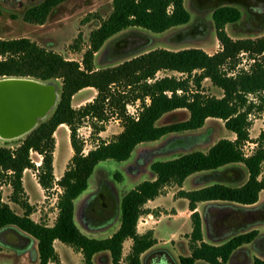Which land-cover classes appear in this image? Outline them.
Wrapping results in <instances>:
<instances>
[{"label": "trees", "instance_id": "16d2710c", "mask_svg": "<svg viewBox=\"0 0 264 264\" xmlns=\"http://www.w3.org/2000/svg\"><path fill=\"white\" fill-rule=\"evenodd\" d=\"M66 1L41 0L27 7L22 19L28 24L43 25L51 10ZM111 7L108 17L90 34L89 47L80 63L43 49L27 38L0 39V80L53 82L58 88L57 104L47 118L14 148L0 146V187L2 183L10 186V201L24 210L23 215H17L2 203L0 191V234L6 232L17 239L36 241L38 264H60L53 248L54 241L80 253L83 264H94L93 257L101 253L109 255L110 264H143L141 257L156 244L152 231L139 235L136 230L142 216L152 215L144 209L145 205L161 196L166 187L175 185L181 189L185 180L195 176L193 184L202 188L178 193L188 202L192 226L190 256L181 258L180 264H228L244 246L256 244L260 238L257 231L247 228L214 236L211 213L249 210L258 203L259 194L264 191L261 171L264 131L257 139L254 153L251 156L243 153L244 145L249 142L248 116L254 108L247 96L264 93V63L260 61L264 55V36L230 38L225 28L236 25L241 13L233 6H219L211 15L219 43V51L215 54L208 55L201 49L144 50L151 43V35H161L189 23L184 0H113ZM128 29H138L144 34L132 32L116 39L109 55L111 60L127 59L111 67L95 68V55L103 45ZM241 55L252 61L249 70L228 77L224 70L234 71ZM158 73H174L181 77L159 79L156 78ZM204 80L221 90L222 98L204 96L201 92ZM86 89L94 90L96 96L74 109L73 98ZM137 103V115H130L127 107H135ZM179 110L188 112L187 121L157 125L165 115ZM208 119L223 121L235 140H220L206 153L189 151L171 160L152 162L149 166L151 179L140 183L118 201L120 226L110 238L96 240L80 232L74 220V203L88 189L89 179L99 163L126 162L139 145L155 143L167 136H175L168 145L173 150L193 146L197 136L190 133L203 128ZM111 120L120 123L121 133L84 154L78 129L87 123L91 134L99 135ZM63 126L69 130L73 156L62 177L55 182L54 135ZM32 153L41 158L36 170L39 186L48 191L56 185L61 190L57 200L58 214L52 227L33 222L30 219L32 208L21 201L23 173L35 170ZM237 165L243 167L247 179L242 185L232 187L228 184L241 181L226 182L222 178ZM119 178L117 176L116 180L120 181ZM200 203H207L201 216L196 211ZM203 222L211 244L203 241ZM127 240L132 246L123 259V244ZM252 264H264V260L255 258Z\"/></svg>", "mask_w": 264, "mask_h": 264}, {"label": "rangeland", "instance_id": "374dc122", "mask_svg": "<svg viewBox=\"0 0 264 264\" xmlns=\"http://www.w3.org/2000/svg\"><path fill=\"white\" fill-rule=\"evenodd\" d=\"M40 1L38 0L33 4H37ZM112 1L68 0L52 9L43 25H33L25 23L22 19L25 9L33 4L23 8H10L7 3L0 0V39L27 38L43 49L54 51L67 60L80 63L84 52L89 47L90 34L111 13ZM219 6H233L238 8L241 13V20L236 25H228L225 28L230 38L234 40L254 39L264 36V0H184V7L190 15L189 23L186 26L174 28L161 35H151V43L144 50L166 49L178 51L201 49L208 55L215 54L219 51V43L215 37L211 15L213 10ZM132 32L144 34L138 29H128L108 40L95 55V68L111 67L127 59L111 60L109 55L111 54L113 42L121 36ZM260 61L264 63V55L260 58ZM251 64L252 61L247 56L241 55L239 64L234 71L226 69L224 71H226L228 77H234L241 71H248ZM164 77L179 78L181 76L174 73H158L156 75V78L159 79ZM201 92L204 96L216 99L222 98L223 95L222 91L216 88L209 80L202 82ZM95 96L96 92L94 90H83L73 98L72 107L79 109L91 102ZM247 99L254 104V108L248 116L250 123L248 130L249 142L244 145L243 153L246 156H251L257 147L256 142L259 135L264 131V93L248 95ZM138 106L139 103L135 107L128 106V113L136 116ZM188 118L189 114L187 111L179 110L165 115L157 125H173L185 122ZM104 127V132L94 136L91 134L92 129L87 123L78 129V136L84 143V154H87L102 142L112 141L122 131L120 123L116 120L109 121ZM190 134L197 136V140L193 146L190 145L188 148L173 150L168 145L175 136H167L155 143L139 145L126 162L104 161L96 166L93 175L89 179L88 189L81 196L84 200V197L87 198L91 195L87 201L85 200L86 205L89 204L87 209L90 210H87L86 214L88 217L86 222H88L92 230H95L91 231L90 236L94 235L95 237L103 238V235H100L97 231L96 226L99 223L102 226L106 221L115 223L120 220L117 210L120 196L133 190L140 183L151 179L149 166L152 162L171 160L189 151L206 153L220 140H235V136L225 129L224 122L216 119H208L203 128ZM23 138L9 142L0 140V146L14 148ZM54 152L53 175L55 182H57L56 177L60 179L61 174L63 175L66 171L73 156L67 127H61L55 135ZM31 160L35 165V170L26 171L24 184L27 191L24 192L23 189L21 201L32 208L31 214L34 215L38 223L52 227L58 214L57 200L61 190L56 185L51 190H43L37 182L38 172L36 171L40 167L41 158L37 154L32 153ZM138 162L140 166H137ZM234 167V170L227 171L222 179L226 182H231L233 179L240 180L241 182L237 185H232L236 187L242 185L246 181L247 176L244 174L241 165ZM261 171L262 175H264V162L262 163ZM117 176L120 177V181L116 180ZM191 186L190 178L182 185L181 189L175 185L166 187L161 197H159L161 198L160 202L156 205L154 204L155 208L152 211L149 210L152 215L149 217L144 215L139 219L136 228L139 235L152 230L156 234V237L154 236L156 244L141 258L143 264H157L160 261L164 264H180L181 258L190 256L191 213L188 210V202L180 198L178 193L179 191H191ZM0 191L2 203L7 204L16 214L23 215L24 210L10 201L12 188L2 183ZM101 194L104 196L105 203L108 204V211L104 212V214L101 211L99 212L98 208L100 207L98 197ZM83 200L77 206L76 222L78 225L81 224L83 218L81 211ZM259 201L260 204L254 206L255 208L258 207L256 210H250L253 207L249 208V210H228L219 213L213 211L211 213V228L214 236L225 235L228 232L237 233L246 228L257 231L260 235L256 244L244 246L242 250L233 256L228 264H252L255 258L264 260V192L260 196ZM145 207L144 209H148ZM202 207L201 205L198 207L199 214L202 213ZM146 220L148 224L145 222ZM106 232L108 233H103L104 236L109 235V230ZM203 241L211 244V241L206 237L204 229ZM0 244L2 253H11V250L16 249L27 250V248L32 247L29 240L17 239L13 234L6 232L0 234ZM127 245L123 246V259L128 254ZM58 249L63 260L69 261V251L65 248L61 249L60 246H58ZM33 259L32 257V263L28 262V264H33ZM0 264H14V261L0 259Z\"/></svg>", "mask_w": 264, "mask_h": 264}, {"label": "water", "instance_id": "95a60500", "mask_svg": "<svg viewBox=\"0 0 264 264\" xmlns=\"http://www.w3.org/2000/svg\"><path fill=\"white\" fill-rule=\"evenodd\" d=\"M10 8H23L38 0H3ZM55 83L29 79L0 80V136L12 138L31 132L45 120L58 101Z\"/></svg>", "mask_w": 264, "mask_h": 264}, {"label": "crops", "instance_id": "0c3cea01", "mask_svg": "<svg viewBox=\"0 0 264 264\" xmlns=\"http://www.w3.org/2000/svg\"><path fill=\"white\" fill-rule=\"evenodd\" d=\"M65 127V126H64ZM61 127H59L57 130H56V132H55V135L58 133V130L60 129ZM30 132H28L26 135H28ZM26 135H24L23 137H25ZM55 135H54V137H55ZM22 138V137H21ZM54 156H55V152H54ZM54 174H56V173H54ZM26 175V171L23 173V179H22V183H23V189H24V192H26L27 190H26V188H25V184H24V182H25V176ZM56 176V175H55ZM62 177V174H61V176H60V178ZM195 178V176H192L191 177V187H192V190L191 191H194V190H198V189H200V188H202V186H196V185H194L193 184V179ZM190 178H188L187 180H189ZM56 180H59V178H57L56 177ZM187 180H185V182L187 181ZM184 182V183H185ZM230 182V181H229ZM183 183V184H184ZM228 185H230V186H232V185H237V184H231V183H229ZM232 187H234V186H232ZM187 192V191H186ZM263 192L264 191H262L260 194H259V198H260V196L263 194ZM126 194V193H125ZM83 195V194H82ZM81 195V196H82ZM80 196V197H81ZM89 196V195H88ZM93 196V195H92ZM124 196V194H122L121 196H120V199L122 198ZM78 198L75 202H76V204L74 203V206H75V216H74V220H75V224H76V226L78 227V229L80 230V232L83 234V235H85L86 237H88V238H91V239H96V240H104V239H108V238H110L117 230H118V228H119V226H120V221L119 220H117V222H115V223H109L108 221H106L105 223H103L102 224V226H101V223H99L100 224V226H99V224H98V226H96V228H97V231L99 232V234L100 235H103V238H99V237H95L94 235H92V236H90V233H91V231H95L94 229L92 230L91 229V227H90V225L88 224V222H86L87 221V217H88V215L86 214L87 213V210H89V209H87V207H89V204H87L86 205V201L91 197V195L89 196V197H84V200H83V198L81 197V198ZM104 196L101 194L99 197H98V201H99V205H100V207H98L99 208V212L101 211V212H103L102 214H104V212H107L108 210H107V206H108V204H106L105 203V199L103 198ZM159 197H161V196H159ZM156 198L154 201H150V202H148L145 206V208H148L147 210H151L152 211V209L153 208H155L154 207V204L156 205V204H158L159 202H160V199L161 198ZM86 198V199H85ZM119 199V200H120ZM81 200H83L84 201V203H83V205H82V208H81V211H82V213H83V218H82V220H81V224H77V222H76V217H77V206L79 205V204H81L80 203V201ZM86 200V201H85ZM82 201V202H83ZM186 201V200H185ZM187 202V201H186ZM118 204V203H117ZM260 204V201H258V203L256 204V205H259ZM199 205H201V206H203L202 207V209L207 205V203H200V204H198L197 205V209H196V211L198 212V207H199ZM255 205V206H256ZM152 206V207H151ZM187 206H188V203H187ZM96 210H98V209H96ZM95 210V212L97 213V211ZM90 211V210H89ZM203 211V210H202ZM94 212V213H95ZM92 213V212H91ZM101 214V215H102ZM199 214V213H198ZM18 215V214H17ZM89 215H91V214H89ZM200 216L202 215V213H200L199 214ZM19 216H21V215H19ZM100 216V215H99ZM148 217L149 216H151V215H147ZM30 219L33 221V222H35V223H38V221L35 219V217H34V215L33 214H31L30 215ZM147 224H148V222H147V220L145 221ZM117 223V224H116ZM38 224H40V223H38ZM117 225V226H116ZM115 227V228H114ZM205 230V225H204V222H203V224H202V230ZM109 230V235L108 236H104V234L103 233H108V232H106V231H108ZM153 231V230H152ZM156 237V234L154 233V231H153V237ZM102 237V236H101ZM155 237H154V239H155ZM207 237V236H206ZM29 242H31V244H30V246L32 245V247L31 248H27V250H25V249H16V250H11V253H2L1 252V250H0V259H5V260H10V261H14V264H28V262H30V263H32L31 262V260H32V257L34 258L33 260L35 261H33V264H38V257H37V242L36 241H34V240H29ZM128 244V245H127ZM209 244V243H208ZM128 246V253H129V251H130V247H131V241L130 240H127V241H125L124 242V244H123V246ZM58 246H60V248L62 249V248H65L67 251H69V261H64L63 260V258H62V256H61V253H60V250L58 249ZM53 248H54V250H55V252L57 253V255H58V258H59V261H60V264H83V258H82V255L80 254V253H78V252H76V251H73V249H71V247H69V246H66V245H64V244H61L60 242H58V241H54V243H53ZM34 255V256H33ZM128 255V254H127ZM126 255V256H127ZM32 256V257H31ZM142 258V257H141ZM93 263L94 264H110V258H109V255L107 254V253H101V254H98V255H96V256H94L93 257Z\"/></svg>", "mask_w": 264, "mask_h": 264}, {"label": "bare ground", "instance_id": "6f19581e", "mask_svg": "<svg viewBox=\"0 0 264 264\" xmlns=\"http://www.w3.org/2000/svg\"><path fill=\"white\" fill-rule=\"evenodd\" d=\"M30 131V130H29ZM29 131H26L24 133H22L21 135H18L16 137H12V138H3L0 136V140H3V141H6V142H9V141H14V140H18L20 139L21 137H23L24 135H26Z\"/></svg>", "mask_w": 264, "mask_h": 264}, {"label": "flooded vegetation", "instance_id": "af4514ba", "mask_svg": "<svg viewBox=\"0 0 264 264\" xmlns=\"http://www.w3.org/2000/svg\"><path fill=\"white\" fill-rule=\"evenodd\" d=\"M157 264H164L162 261L158 262Z\"/></svg>", "mask_w": 264, "mask_h": 264}, {"label": "built area", "instance_id": "2783aa9c", "mask_svg": "<svg viewBox=\"0 0 264 264\" xmlns=\"http://www.w3.org/2000/svg\"><path fill=\"white\" fill-rule=\"evenodd\" d=\"M129 112V111H128Z\"/></svg>", "mask_w": 264, "mask_h": 264}]
</instances>
